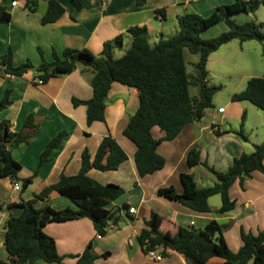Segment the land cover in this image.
<instances>
[{"label": "crops", "instance_id": "1", "mask_svg": "<svg viewBox=\"0 0 264 264\" xmlns=\"http://www.w3.org/2000/svg\"><path fill=\"white\" fill-rule=\"evenodd\" d=\"M30 1H37L34 11L28 8ZM30 1L18 0V6L12 7L13 0H0V8L10 14L8 23L0 22V57L11 52L14 66L26 63L33 66L22 76L0 73V100L6 91L10 92L11 99V104L0 112V125L7 123L10 133L15 134L23 130L29 116L34 118L36 124L35 130L23 131L30 135L28 143L11 150L12 157L22 166L19 178H31L32 183L25 189L19 182L21 189L15 191L11 179L0 178V261L15 264L5 248L4 226L10 217L20 216L21 209L7 208V205L34 199L35 194L56 184L62 175L76 176L81 169L83 152L87 150L93 159L107 136L112 137L124 150L127 160L116 171L92 169L88 176L103 186L116 185L123 190L120 198L106 206L107 210H119L117 229L108 230L106 236H100L89 219L47 224L43 231L55 240L63 264H77L78 257L88 247L95 257L94 264H187L182 254L171 250L158 248L155 251L162 256L161 261L150 259L143 251L139 237L145 229V222L153 214L158 229L167 238L174 237L180 230L205 231L208 227L219 226L221 236L234 253L242 246V232L257 235L264 231V173L254 172L242 184L239 180L233 184L229 195L235 208L224 215L196 212L158 194L160 189L173 188L176 194L182 195V174L191 176L199 188L213 187L216 179L210 169L226 173L236 158L254 150L256 144L240 139L236 134L239 130H222L214 123L209 125L205 123L204 115L200 121L185 126L173 141L159 144L157 153L164 158L165 165L162 170L142 178L134 162L137 148L123 135L139 107L137 90L113 84L106 100L105 121L88 125L86 106L75 105L74 101L92 99L93 74L79 69L69 74L50 70L49 73L54 75L45 81L37 70L43 63L53 62L55 55L61 56L67 49L88 50L99 58L104 45L109 42L118 43L113 57L116 53L122 57L131 46L127 31L136 26L147 29L149 43L154 46L161 37L168 38L178 33V16L187 13L208 17L219 6L230 5L237 0H190L189 3L183 0H144L142 5H138L137 0H82L79 11L75 10L72 0H59L65 12L55 23L48 25L41 22L47 3L43 0ZM158 11L165 12L164 19L157 15ZM251 14L239 12L233 18L243 25L252 20ZM211 28L201 35L203 39H211L227 31L222 27L220 32L217 30L213 33ZM232 42L210 55L207 63L208 84L211 80L210 62L222 60L218 54L224 52L223 49L231 46ZM245 43H242V50ZM231 54L233 57L236 55L233 51ZM250 77L247 74L241 77L235 88L237 92L246 87ZM38 79L43 81L41 85L37 83ZM244 102L237 106L239 111H252ZM220 109H223L220 113H224V108ZM241 123L244 124L242 117ZM61 132L66 133V138L53 151L50 160L39 167L40 156L47 144ZM152 132L155 139H161L162 133L158 128ZM193 149L199 152L200 163L190 167L187 157ZM208 204L212 210H218L221 197H211ZM45 206L56 211L78 209L71 199L55 192L49 199L37 202L38 208ZM130 209H134L135 213L130 214ZM214 238H219V234ZM34 264L48 263L38 261ZM206 264L226 262L222 258H212Z\"/></svg>", "mask_w": 264, "mask_h": 264}, {"label": "trees", "instance_id": "2", "mask_svg": "<svg viewBox=\"0 0 264 264\" xmlns=\"http://www.w3.org/2000/svg\"><path fill=\"white\" fill-rule=\"evenodd\" d=\"M47 10L41 22L43 25L55 23L65 10L59 0H43ZM74 8L79 11L82 0H72ZM144 0H137L142 5ZM37 1H30L28 8L34 11ZM261 6L264 0H237L230 5L219 6L210 16L183 14L177 17L178 33L164 38L152 46L149 43L148 31L145 27H132L127 31L131 38V46L120 58L113 53L117 42L104 45L102 54L96 58L88 50H65L61 56L55 55L51 63H43L37 70L42 80L54 75L69 74L76 69L93 74L91 87L92 99L75 105L84 104L87 109V123L104 122L106 100L115 83L137 90L139 107L130 118L123 135L137 148L134 162L140 177L153 175L163 169L165 160L157 153L161 142L173 141L185 126L200 121L207 109L213 107L212 100L221 87L210 86L207 82V63L211 54L222 46L238 41L241 44L250 41L264 43V23L254 21L239 25L233 16L239 12L250 14ZM157 15L164 19L165 12ZM10 14L0 8V22L8 23ZM225 23L227 31L212 39H203L201 35L209 28ZM198 54L199 61L194 66V74H188L185 51ZM4 68V69H3ZM33 66L26 63L14 66L12 54L8 52L0 57V73L22 76ZM197 88L198 94L192 96L190 88ZM234 103L249 102L260 110H264V78H251L246 87L232 96ZM11 104L10 92L6 91L0 100V112ZM245 116L243 117V119ZM162 133L161 139H155L153 129ZM34 118L29 116L18 133H10L7 123L0 125V178H9L14 183H22L27 188L32 179H20L22 166L12 157L11 150L28 143L30 135L24 130H35ZM227 134V133H224ZM243 141L247 137L242 131L236 133ZM66 133L57 134L46 146L40 156L39 167L50 160L55 149L64 139ZM253 152L236 158L226 173L210 169L216 179L213 187L199 188L194 179L182 174L181 182L184 193L178 195L173 188L160 189L158 194L176 200L183 206L200 213H216L224 215L235 208L229 190L239 180L242 184L254 172L264 173V142L253 146ZM190 167L198 166L199 152L196 149L188 153ZM127 160L124 150L110 137L100 143L95 157L85 150L82 154L81 169L76 176H61L60 180L43 189L34 199L19 204H8L7 208H20L18 217H10L5 226V248L15 264H34L42 261L48 264H63V257L58 254L56 242L47 236L43 229L50 223H65L80 219H89L96 234L106 236L110 225H118L119 210H107L106 206L123 195V190L116 185L103 186L88 176L90 170L100 172L116 171ZM58 193L71 199L77 210L70 208L56 211L50 206L37 207V202L50 198ZM219 195L221 207L212 210L208 200ZM221 227H208L205 231L180 230L174 237L167 238L158 229V223L152 215L145 222L139 241L147 254L158 248L182 254L187 264H206L212 258H222L226 264H264V231L257 235L242 232V246L238 252H232L223 237ZM219 234V238L214 235ZM95 257L88 247L78 257L77 264H94ZM0 264H8L0 261Z\"/></svg>", "mask_w": 264, "mask_h": 264}, {"label": "rangeland", "instance_id": "3", "mask_svg": "<svg viewBox=\"0 0 264 264\" xmlns=\"http://www.w3.org/2000/svg\"><path fill=\"white\" fill-rule=\"evenodd\" d=\"M251 17L258 24L264 23V7L258 8L251 14ZM222 27L227 29L224 23H220L213 26L210 31L216 33L218 30L220 32ZM230 45L223 49L224 52L218 54L222 60H212L210 62L211 80H209V85L220 86L221 90L216 93L212 100L213 107L206 110L205 123L209 125L214 123L220 126L222 130L226 129L236 132L242 129L248 141L251 140L256 145H260L264 142V110L256 108L249 102H244L252 111L247 110L246 112L242 110L241 113L237 108L241 103H234L232 96L237 93L235 88L243 75L247 74L251 76L250 78H264V43L257 41L246 42L243 50L241 49L242 44L238 41H234ZM232 51L236 54L234 57L231 54ZM116 54L115 58H120V55ZM185 56L187 72L190 75L194 74V66L199 61V55L191 54L186 50ZM196 58H198V61ZM189 91L194 96L198 90L191 87ZM221 107L224 108V113L219 112ZM244 116L245 118L243 119ZM241 117L244 124L241 123Z\"/></svg>", "mask_w": 264, "mask_h": 264}, {"label": "built area", "instance_id": "4", "mask_svg": "<svg viewBox=\"0 0 264 264\" xmlns=\"http://www.w3.org/2000/svg\"><path fill=\"white\" fill-rule=\"evenodd\" d=\"M27 1H30V0H27ZM183 1H184L185 3H189V2H190V0H183ZM16 6H18V0H13V2H12V7H16ZM37 83H38L39 85H41V84L43 83V81L40 80V79H38V80H37ZM219 112H223V109H220ZM13 188H14L15 191H19V190L21 189V186H20L19 183H14ZM129 213H130V214H134V213H135V210H134V209H130V210H129ZM116 229H117V226H116V225H110V227H109V231H110V230L113 231V230H116ZM147 256H148L150 259L154 260V261H161V260H162V256H161V255H158L155 251H150V252H148V253H147Z\"/></svg>", "mask_w": 264, "mask_h": 264}]
</instances>
